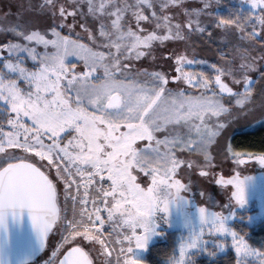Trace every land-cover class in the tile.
<instances>
[{"label":"snow or ice","instance_id":"obj_1","mask_svg":"<svg viewBox=\"0 0 264 264\" xmlns=\"http://www.w3.org/2000/svg\"><path fill=\"white\" fill-rule=\"evenodd\" d=\"M184 2L43 0L41 10H47L53 21H60L48 31H27L20 25L0 28V32H11L23 41L0 44V116L7 112L8 129L0 120V264H27L54 229L61 231L62 240L45 264H93L79 246L60 257L61 249L77 238L98 244L100 255L107 258L105 264H112L113 255L115 264H141L137 253L146 250L159 234L158 214L167 213L174 202L184 203L180 193L188 188L177 178L181 167L196 166L200 176L210 175L214 165L209 146L225 126L221 116L232 110L224 98L233 99L241 107L251 99L253 81L247 73L255 71L253 61L242 54L238 69L232 67V60L225 61L227 66L213 64L214 78L192 69L194 64L206 62L183 54L168 57L174 60L175 75L171 78L169 73L137 69L131 63L151 55L157 42L163 45L186 39L184 28L189 33L206 31L199 20L203 9L185 10L188 19L184 24L173 23V17L164 14ZM247 2L252 15L244 24L239 19H220L216 27L235 26L244 33L251 26L248 35L259 36L257 26L264 31V0ZM203 3L206 9L208 3ZM145 9L150 10L151 17ZM129 15L135 30L127 19ZM77 16L98 21L96 33L87 24L81 27L92 45L107 52L82 43L79 35L72 37ZM69 17L72 23L67 22ZM141 22L153 23L154 27L148 30ZM64 28L68 34L62 35ZM68 56L81 60L84 71H77L75 65L69 67ZM27 61L33 68L27 66ZM99 71L103 72L102 78L95 75ZM21 81L26 87L20 86ZM178 82L198 89L199 94L168 87ZM236 85L242 90L235 89ZM169 126H182L187 131L182 133L178 127ZM158 132L168 135L157 138ZM140 141L147 143L138 147ZM9 149H19L25 155L17 156ZM226 151L238 166L249 160L264 166V153L256 156L230 148ZM177 152L200 153L205 163L196 165L178 157ZM29 154L38 158L39 166L29 162ZM53 170L56 180L64 185L65 202L72 201L71 218L64 214L66 208L59 207L57 183L50 179ZM140 174L150 179L147 188L141 186ZM239 175L237 172L227 179L220 175L215 183L232 186L235 190L231 198L244 207L246 183L251 178L241 180ZM235 215L232 210L224 214L199 207L198 230L186 216L184 226L190 229L189 234L181 239L179 255L174 254L169 264H189V249L203 251L208 243H215L205 240V229L210 237L225 242L231 238L236 264H264V252L251 248L245 237L227 224ZM25 216L39 247L30 249L23 259L18 255L13 259L5 234L10 222H20ZM105 225L110 228L107 233ZM216 246L223 250L224 245Z\"/></svg>","mask_w":264,"mask_h":264},{"label":"rangeland","instance_id":"obj_2","mask_svg":"<svg viewBox=\"0 0 264 264\" xmlns=\"http://www.w3.org/2000/svg\"><path fill=\"white\" fill-rule=\"evenodd\" d=\"M208 7L204 8L203 0H185L180 6L170 7L166 13L173 17V23L179 21L184 24L188 17L185 15V10L193 11L203 9L199 20L202 26H206L204 33L192 32L189 33L187 28L183 31L186 35L184 40L166 41L163 45L158 42L153 45L151 55L143 58L139 61H131L137 69H147L149 72L161 71L169 73L171 78L175 75L173 72L174 60L169 59V56L183 54L189 59H194L200 62L192 66L193 70L205 71L212 70L211 65L227 66L225 61L232 60V67L238 69L243 62L240 59L242 54L246 55L249 60L253 61L255 71L248 72V76L252 78V92L251 99L245 102V106L241 107L236 105L233 99H229L227 96L224 98V103L227 107L232 109L229 113H224L221 116V122L224 123L223 129H221L219 136L214 138L213 143L209 146V155L212 157L213 167L210 170V175L202 177L199 175V168L194 166L188 168L186 165L182 166L178 172L177 178L187 186V191H181L180 195L183 197L184 203L174 202L169 207L167 213L158 214V222L160 227L158 229V235L154 236L149 242L148 247L155 241L162 239L163 232L166 230H177L179 232L178 245L176 256L179 255V246L182 238H187L190 229L184 226L185 217H190L193 226H197L198 230V208L206 207L211 211L223 212L227 214L230 210L235 211L236 215L227 222L231 227L235 220H239L237 215L243 213L245 218L242 219L247 225H254L264 219V166H261L256 160H249L244 165H236L231 159L226 149H231V137L235 132L253 130L257 127L264 126V79H261L264 75V31H261L259 26L256 30L260 32L257 37H251L248 33L252 32V27L248 26L244 29V33H241L235 26H229L227 29L218 28L217 13L225 10L229 7H238L239 10L248 13V18L252 15L250 10V4L247 0H206ZM43 0H0V28L7 29L11 26L20 25L25 27L27 31L39 30L48 31L53 23L58 24L60 21H53L51 14L47 10H41V4ZM156 12L160 13L159 4L155 7ZM84 11L87 12L86 6ZM145 14L151 17V12L145 9ZM132 22V27L135 30V23L132 21V17L129 15L127 18ZM191 19L195 20L197 17L192 16ZM68 23H72V17L68 18ZM143 26L152 30L153 23L141 22ZM82 24H87L93 31L97 32L98 21L93 20L90 16L76 17L75 31L71 34L73 38L79 35L82 43L89 44L94 50L105 51L108 49L99 48L96 45H92L88 39V34L81 27ZM62 35L68 34V29L61 30ZM243 36V38H241ZM7 42H20L22 39L13 35L11 32H0V44ZM43 51L42 48L38 49ZM114 51V50H113ZM7 55V53H3ZM27 66L33 68L31 61H27ZM66 63L69 67L75 65L76 70L79 72L84 71V65L81 60H78L76 56H68ZM127 63V62H126ZM97 77L102 78L103 72L99 71L95 73ZM215 73L213 72V78ZM226 82L230 83L229 78H224ZM143 80V78H141ZM22 88L26 87L23 81L20 82ZM169 88L174 90L184 89L186 92H191L198 95V89H190L183 82L170 83ZM235 89L242 90L241 85L234 86ZM215 119V118H213ZM178 127L182 133H186L187 129L182 126H169ZM7 131V125L5 127ZM168 135L167 132L156 133L157 138H163ZM147 141L138 142L137 146L142 147ZM10 152H14L17 156L25 155L19 149H9ZM244 154V153H243ZM247 154V153H245ZM176 155L185 160H192L196 165H204V157L200 153L189 152H177ZM259 156L260 154H254ZM29 162L40 165L38 158L31 157L29 154ZM47 164V161L43 162ZM43 171L47 172V168H43ZM239 173V178L244 180L246 177L251 178L246 183L245 191V205L240 207L235 203V200L231 198V193L235 190L232 186L217 185L215 178L223 175L226 179L231 178L236 173ZM53 180L57 183V188L60 193L59 205L66 208L65 215L71 218L73 215L72 201L64 200V185L62 182L56 180V174L53 170L51 175ZM139 182L141 186L147 188L150 184V179L144 177L143 174L139 176ZM105 184L110 182L105 181ZM224 205H230L231 208H224ZM105 218H106V214ZM160 216H164V220H159ZM241 220V219H240ZM232 228V227H231ZM233 229V228H232ZM234 230V229H233ZM104 231L107 233L110 231L108 225H105ZM66 234V233H65ZM205 240L215 241V243H208L204 249H209V252H215L216 255L224 254L228 250H232L235 254L234 248L231 247V238L229 237L225 242L223 238L210 237L205 229ZM62 240V234L59 229H54L51 235L48 237L47 245L43 252L28 264H45L49 260L52 251L60 244ZM247 242V241H246ZM224 245L223 250L216 245ZM77 245L88 253L89 258L93 261V264H105L106 257L100 255V246L93 244L89 241H85L82 238H77L76 242L65 245L60 252V255L67 248ZM250 246V245H249ZM146 250L139 251L137 253L140 261L144 258ZM198 249H189L186 260L189 261V256L193 252H203ZM208 252V251H207ZM236 255V254H235ZM112 264H115V255L110 258ZM171 260V259H170ZM169 260V261H170ZM168 261V264H169ZM142 264V262H141ZM254 264H259V261H255Z\"/></svg>","mask_w":264,"mask_h":264},{"label":"trees","instance_id":"obj_3","mask_svg":"<svg viewBox=\"0 0 264 264\" xmlns=\"http://www.w3.org/2000/svg\"><path fill=\"white\" fill-rule=\"evenodd\" d=\"M220 19H239L244 24L248 19V13L238 9L236 6L226 8L217 13V20ZM204 73L213 77L211 70H205ZM7 112L0 116V120L5 121L6 127ZM231 150L240 153L262 154L264 153V126L253 130L238 131L231 137ZM240 219L235 220L231 227L238 234L245 237L251 248L258 252H264V219L254 225H247L243 213L237 214ZM179 232L177 230H166L163 232L162 239L152 243L141 259L142 264H168L177 252ZM208 251V252H207ZM189 264H236V255L232 250L224 254L216 255L215 252H209V249L203 252H193L189 256Z\"/></svg>","mask_w":264,"mask_h":264},{"label":"water","instance_id":"obj_4","mask_svg":"<svg viewBox=\"0 0 264 264\" xmlns=\"http://www.w3.org/2000/svg\"><path fill=\"white\" fill-rule=\"evenodd\" d=\"M51 233H49V235L45 239L44 247L38 250L34 256L29 258L27 264L35 260V258H37L43 252L47 245L48 237ZM5 238L8 240L9 245L14 253L12 257L13 259L16 258V255H18L19 258L23 259L30 249L39 247V242L37 240L36 233L32 229V226L28 221L27 216H25L20 222H10L8 226V231L5 234ZM72 247H77V245L67 248L61 253L60 257L63 258V255H65Z\"/></svg>","mask_w":264,"mask_h":264},{"label":"flooded vegetation","instance_id":"obj_5","mask_svg":"<svg viewBox=\"0 0 264 264\" xmlns=\"http://www.w3.org/2000/svg\"><path fill=\"white\" fill-rule=\"evenodd\" d=\"M50 179H53L52 176H50Z\"/></svg>","mask_w":264,"mask_h":264}]
</instances>
